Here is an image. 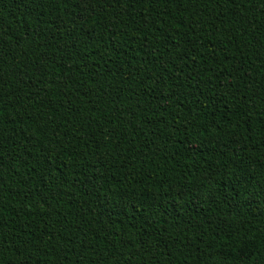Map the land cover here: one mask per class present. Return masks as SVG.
<instances>
[{
  "label": "trees",
  "instance_id": "1",
  "mask_svg": "<svg viewBox=\"0 0 264 264\" xmlns=\"http://www.w3.org/2000/svg\"><path fill=\"white\" fill-rule=\"evenodd\" d=\"M0 264H264V0H0Z\"/></svg>",
  "mask_w": 264,
  "mask_h": 264
},
{
  "label": "snow or ice",
  "instance_id": "2",
  "mask_svg": "<svg viewBox=\"0 0 264 264\" xmlns=\"http://www.w3.org/2000/svg\"><path fill=\"white\" fill-rule=\"evenodd\" d=\"M3 113H0V115H2Z\"/></svg>",
  "mask_w": 264,
  "mask_h": 264
}]
</instances>
